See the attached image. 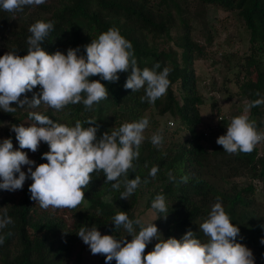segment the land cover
<instances>
[{
	"label": "trees",
	"instance_id": "1",
	"mask_svg": "<svg viewBox=\"0 0 264 264\" xmlns=\"http://www.w3.org/2000/svg\"><path fill=\"white\" fill-rule=\"evenodd\" d=\"M209 5L236 15L248 35L246 52L236 57V94L245 98L247 104L264 99V0H46L38 6H25L18 13L0 10V56L12 51L19 56L26 55V41L31 35L29 27L37 21H51L53 30L41 45L49 54L56 51L66 54L68 48L79 46L78 55H84V46L109 28H115L131 42L141 70L151 69L157 62L161 65L157 71L170 69L169 88L154 104L141 102L143 89L132 92L124 88L131 73L129 69L118 73L119 79L112 83L99 76L89 78L99 80L109 93L108 99L94 104L91 110L78 103L61 110L47 106L34 111L56 123L66 121L72 126L80 121L83 127H88L85 122L94 120L96 123L92 126L99 125L100 134L141 118H148V127L158 130L168 115L178 121L175 133L183 129L189 132L188 139L182 142L165 140L158 147L151 143L153 133H144L139 156L127 176L128 179L139 176L141 183L128 200L119 198L123 186L119 191L114 190L112 182H105L102 172L91 174L92 179L84 189L85 199L73 210L42 209L30 199L31 180L20 190L0 189V216L6 213L12 220L0 229L4 240L0 244V264H70L73 247L80 240L76 233L82 226H96L118 240L124 236L130 241L131 236L122 227L115 228L112 218L124 211L129 219L135 220L134 206L142 188L148 194L146 208L152 209L151 202L157 195H164L166 199V219H157L164 214L152 209L156 213L154 224L162 238L179 240L191 230L202 242H207L199 225L207 218L211 207L220 202L230 221L239 228L236 242L251 250L254 264H264V244L260 242L264 239V213L256 208L252 182L258 180L264 194V148L261 154L257 145L248 154H228L216 143L217 138L226 133L227 121L216 128L205 127L206 131L198 129L202 122L203 98L197 89L193 62L207 59L206 46L213 43L215 29L212 30L205 15ZM197 28L207 45L196 41ZM39 91L40 86H36L25 95L31 99L33 93ZM11 106L17 107L14 103ZM26 108H18L14 113L0 110V142L11 138L14 150L19 149V145L9 126L28 127L33 123ZM249 112L250 121L263 133L264 104L252 107ZM209 132H217L213 134L216 136L210 151L206 147L210 146ZM46 149L48 145L41 142L36 151L38 164L47 163L42 159ZM19 150L27 152V149ZM153 166L158 167L154 179L149 177ZM240 175L251 181L233 180ZM182 177H187L186 182ZM100 264H105L103 255Z\"/></svg>",
	"mask_w": 264,
	"mask_h": 264
},
{
	"label": "clouds",
	"instance_id": "2",
	"mask_svg": "<svg viewBox=\"0 0 264 264\" xmlns=\"http://www.w3.org/2000/svg\"><path fill=\"white\" fill-rule=\"evenodd\" d=\"M46 0H0V10L8 13L23 11L25 6H38ZM54 22L37 21L28 31L27 54L19 56L15 51L0 56V110L14 113L18 108L35 109L41 104L61 110L67 105L82 103L87 110L94 104L108 99V90L99 80H90L99 76L109 83L116 82L118 73L128 72L125 89L137 92L143 89L141 102L154 104L164 96L169 88L170 69L162 71L159 62L151 69L142 70L130 41L125 39L118 29L109 28L98 39L84 46V55H78L79 46L68 48L66 54L56 51L47 53L42 47ZM40 86L38 93L31 99L25 95ZM259 95V94H257ZM23 97V98H21ZM17 107H12V104ZM264 104V99H256L245 106V113L252 107ZM33 121L28 127L10 125L15 133L19 149L35 153L44 142L48 151L42 154L47 163L35 164L26 152L14 150L11 138L0 142V189L13 192L23 188L27 179L30 199L42 209L73 210L84 201V189L88 187L93 173L102 172L105 182H112V188L120 192L121 199L128 198L141 183L139 176L128 179L133 169V161L139 156V148L144 141V131L149 125L148 118L122 124L119 128L106 131L97 138L99 125L88 120L83 127L80 121L69 127L56 123L48 116L36 111L28 113ZM163 141L162 130L151 136V143L160 146ZM264 141V133L258 132L255 123L245 114L235 116L226 128V133L217 138L228 154L251 153L255 146ZM35 168L33 170V166ZM27 166V172L22 171ZM158 167L153 166L149 177L155 178ZM123 178V179H122ZM186 182L187 177L181 178ZM145 183L148 182L146 179ZM151 208L166 219L168 205L164 195H157L151 202ZM5 213L0 216V229L11 224ZM115 228H123L131 240L116 239L113 235H102L96 226H82L78 237L88 246L92 255H103L105 264H254L250 249L236 242L239 228L230 221L220 202L215 203L207 218L199 225V231L207 237V242L197 238L191 230L178 240L162 238L157 226L152 222L143 224L140 219H129L126 212L120 211L112 218ZM137 226L139 231H137ZM11 235V233H8ZM157 241L151 251L145 253L146 246ZM0 237V244H3ZM261 244H264L262 239Z\"/></svg>",
	"mask_w": 264,
	"mask_h": 264
},
{
	"label": "rangeland",
	"instance_id": "3",
	"mask_svg": "<svg viewBox=\"0 0 264 264\" xmlns=\"http://www.w3.org/2000/svg\"><path fill=\"white\" fill-rule=\"evenodd\" d=\"M205 15L208 19L209 25H212V30L215 29V35L211 46H206L208 51L207 59L200 58L193 62V67L197 76V89L203 98V104L200 109L202 113V122L198 126L199 130L205 127L216 128L218 125L224 124L222 119H220V116L223 117V121H227L226 123H230L233 117L241 114L247 115L249 120L251 117L249 111L247 113L244 111L245 106L247 105L246 99L236 94L238 91V86L236 84V73L238 72V69L235 66L236 57L239 55L241 56L247 50V32L236 15L224 11L215 5L207 6ZM196 25L198 26V24ZM199 31L198 28L195 31L196 41L207 45V43L204 42L205 37L201 36ZM175 88L177 89V85H175ZM46 107L47 105L41 104L38 108L31 109L27 107L26 109L34 111ZM170 120L173 121L174 125L172 124V126H170ZM61 124L73 127L66 121H62ZM176 125H178V121L167 115L163 118L158 130L147 127L144 133L154 134L157 131L162 130L163 142L165 140H170L177 143L188 139L189 132L187 130L183 129L176 133L174 132ZM163 128H165V130ZM206 128L204 131L207 130ZM214 133L216 134L217 132H212V134L209 132V134H211L208 136L210 146H206L209 151L213 149L211 145L216 136L213 135ZM100 136V130H98L97 138ZM257 146L259 147V153L261 154L264 148V142L261 141ZM48 150L49 149H46L43 152H47ZM26 154L30 160L35 161V164L38 165L37 158L39 154H36V152L33 153L30 150H27ZM34 168L35 165L33 166V170ZM21 170L27 172V166H22ZM30 180L31 179H27L24 185H27ZM233 180L238 183L251 181L249 177L243 175L233 178ZM252 182L255 186L253 196L256 200V208L259 213H264V194L262 191V184L254 179ZM146 192L147 190L145 188L141 189L133 213L135 219H140L145 225L152 222L154 223L156 219V213L152 209L146 208L148 197ZM98 231H100L102 235L107 234L105 231ZM122 237L125 238L124 236ZM156 242L157 241L153 240L149 243L146 246L145 253L151 251ZM100 258L101 255H92L88 246L80 239L73 247L69 263L100 264ZM110 264H115V261H111Z\"/></svg>",
	"mask_w": 264,
	"mask_h": 264
},
{
	"label": "built area",
	"instance_id": "4",
	"mask_svg": "<svg viewBox=\"0 0 264 264\" xmlns=\"http://www.w3.org/2000/svg\"><path fill=\"white\" fill-rule=\"evenodd\" d=\"M220 119H222V121H223V117L220 116ZM169 123L172 125V122L171 121Z\"/></svg>",
	"mask_w": 264,
	"mask_h": 264
}]
</instances>
